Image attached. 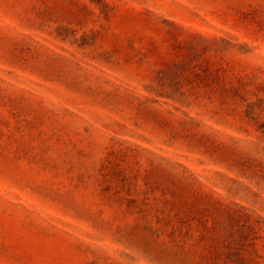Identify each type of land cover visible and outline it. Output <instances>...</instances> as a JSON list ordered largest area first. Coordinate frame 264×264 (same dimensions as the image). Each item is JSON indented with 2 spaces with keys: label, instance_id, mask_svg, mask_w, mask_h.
Listing matches in <instances>:
<instances>
[{
  "label": "rangeland",
  "instance_id": "374dc122",
  "mask_svg": "<svg viewBox=\"0 0 264 264\" xmlns=\"http://www.w3.org/2000/svg\"><path fill=\"white\" fill-rule=\"evenodd\" d=\"M0 264H264V0H0Z\"/></svg>",
  "mask_w": 264,
  "mask_h": 264
}]
</instances>
